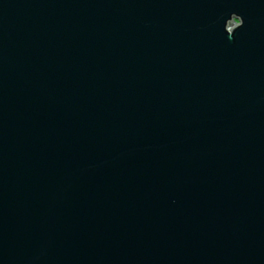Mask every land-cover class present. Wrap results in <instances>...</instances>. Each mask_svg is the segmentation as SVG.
<instances>
[{
    "label": "water",
    "instance_id": "obj_1",
    "mask_svg": "<svg viewBox=\"0 0 264 264\" xmlns=\"http://www.w3.org/2000/svg\"><path fill=\"white\" fill-rule=\"evenodd\" d=\"M0 264H264V0H0Z\"/></svg>",
    "mask_w": 264,
    "mask_h": 264
}]
</instances>
